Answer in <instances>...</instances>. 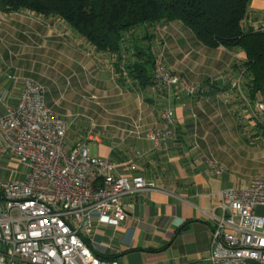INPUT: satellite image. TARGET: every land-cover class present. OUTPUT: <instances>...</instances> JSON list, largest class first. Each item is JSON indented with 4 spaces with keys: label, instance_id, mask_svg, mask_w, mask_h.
Segmentation results:
<instances>
[{
    "label": "crops",
    "instance_id": "1",
    "mask_svg": "<svg viewBox=\"0 0 264 264\" xmlns=\"http://www.w3.org/2000/svg\"><path fill=\"white\" fill-rule=\"evenodd\" d=\"M248 10L250 24L264 28V0H249ZM151 29V43L159 44L166 66L182 75L191 94L180 86L158 92L126 75L120 81L114 58L59 17L0 12V42L18 44L24 59L41 62L32 78L43 85L47 106L66 121L67 146L94 141L99 148L92 156L109 157L116 173L139 174L154 184L122 198L128 217L117 227L93 222L86 242L119 264H209L211 214L218 213L212 193L243 188L236 170L264 161V110L255 107L264 104V91L233 66L241 52L206 47L178 21ZM1 72L0 93L6 88L8 98L0 101V116L16 102L22 83L14 86L7 78L12 72ZM166 105L175 128L155 147L147 131L167 127L160 116ZM78 114L91 121L94 133L68 139ZM105 122L111 130L104 139L99 132ZM210 162L225 170L213 172ZM128 163L137 170H128Z\"/></svg>",
    "mask_w": 264,
    "mask_h": 264
},
{
    "label": "built area",
    "instance_id": "2",
    "mask_svg": "<svg viewBox=\"0 0 264 264\" xmlns=\"http://www.w3.org/2000/svg\"><path fill=\"white\" fill-rule=\"evenodd\" d=\"M152 54L157 89L180 86L191 94L194 89L182 75L167 68L159 46ZM7 78L16 80L13 72ZM2 81L0 70V85ZM44 94L42 84L25 78L16 102L0 116V153L13 156L24 169L22 180L0 183V264H119L96 255L86 236L93 222L120 225L128 217L122 198L154 184L139 174L116 173L117 164L109 157L92 156L87 142L67 146L66 121L47 106ZM7 98L4 88L0 101ZM255 107L264 110L261 102ZM161 117L167 127L146 135L155 147L175 128L170 105ZM210 166L213 172L225 170L216 162ZM126 167L137 170L130 163ZM212 197L218 213L211 214L209 264H264V216L254 213L264 207V175Z\"/></svg>",
    "mask_w": 264,
    "mask_h": 264
},
{
    "label": "trees",
    "instance_id": "3",
    "mask_svg": "<svg viewBox=\"0 0 264 264\" xmlns=\"http://www.w3.org/2000/svg\"><path fill=\"white\" fill-rule=\"evenodd\" d=\"M248 1L0 0V12L23 10L63 19L96 51L114 58L120 81L126 75L158 92L164 90L157 89L152 76V50L159 44L151 43V28L178 21L206 47L241 52L233 66L246 71L249 84L264 91V28L250 24Z\"/></svg>",
    "mask_w": 264,
    "mask_h": 264
},
{
    "label": "rangeland",
    "instance_id": "4",
    "mask_svg": "<svg viewBox=\"0 0 264 264\" xmlns=\"http://www.w3.org/2000/svg\"><path fill=\"white\" fill-rule=\"evenodd\" d=\"M142 28V27H140ZM23 44V43H21ZM16 45V46H15ZM6 44L5 42H0V69L3 71L4 76H7L9 72H13L16 80L13 81V85H19L20 82H22L25 78H32L33 73L36 71V69L39 68V63L41 62L33 60L24 59V52H19L18 44ZM168 68V67H167ZM170 69V68H169ZM171 70V69H170ZM175 71V70H174ZM178 72V71H176ZM93 99V98H91ZM94 100V99H93ZM62 103H65L62 101ZM164 109V108H163ZM163 109L160 112L163 111ZM88 116V115H87ZM162 118V117H161ZM67 121H70V119H67ZM77 122L78 125L73 127H70V130L68 131V139H72L74 137H83L87 132V136L94 133V125L91 124L90 120H86L85 117L77 115ZM100 132L99 137H106V134L108 131H110L111 126L107 125V122L100 124ZM87 141V144L89 146L90 152L93 155L98 154V148L99 145L94 141ZM242 167L235 172L237 183L239 185H244L246 179L249 177L256 175H264V161H258L255 164H252L250 167L245 168ZM23 171L21 165L17 164L16 160L13 156L7 155V154H1L0 153V183L8 181L10 179H15L17 181L23 179ZM247 186V185H246ZM254 213L258 215L264 216V207H257L254 209Z\"/></svg>",
    "mask_w": 264,
    "mask_h": 264
}]
</instances>
